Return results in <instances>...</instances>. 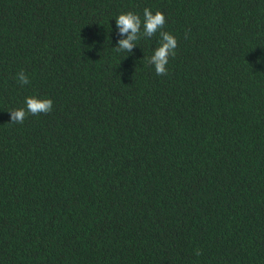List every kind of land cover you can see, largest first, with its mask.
<instances>
[{
  "label": "trees",
  "instance_id": "obj_1",
  "mask_svg": "<svg viewBox=\"0 0 264 264\" xmlns=\"http://www.w3.org/2000/svg\"><path fill=\"white\" fill-rule=\"evenodd\" d=\"M0 264H264V0H0Z\"/></svg>",
  "mask_w": 264,
  "mask_h": 264
},
{
  "label": "clouds",
  "instance_id": "obj_2",
  "mask_svg": "<svg viewBox=\"0 0 264 264\" xmlns=\"http://www.w3.org/2000/svg\"><path fill=\"white\" fill-rule=\"evenodd\" d=\"M116 27L122 36L126 35L125 39L118 42V46L113 48L117 53L132 52L136 47V41L141 37L151 38L157 33L160 37V46L154 50L153 55L148 58L147 63L154 67L157 76L168 74L167 65L170 58L176 56L178 41L174 35L163 31L166 23L165 15L156 11L155 14L149 8L143 10V22L140 15L131 11L120 14L116 19ZM143 28V30H141ZM16 79L21 86L29 84L28 75L21 70L17 73ZM53 101L51 99H38L35 96L28 97L25 100V107L10 111L11 123L23 124L27 116H38L41 113L49 114L52 111ZM199 255V252L196 253Z\"/></svg>",
  "mask_w": 264,
  "mask_h": 264
}]
</instances>
